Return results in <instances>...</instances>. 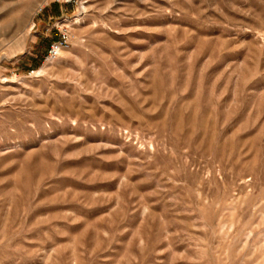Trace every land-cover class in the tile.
<instances>
[{
    "label": "rangeland",
    "instance_id": "obj_1",
    "mask_svg": "<svg viewBox=\"0 0 264 264\" xmlns=\"http://www.w3.org/2000/svg\"><path fill=\"white\" fill-rule=\"evenodd\" d=\"M0 264H264V0H0Z\"/></svg>",
    "mask_w": 264,
    "mask_h": 264
},
{
    "label": "built area",
    "instance_id": "obj_2",
    "mask_svg": "<svg viewBox=\"0 0 264 264\" xmlns=\"http://www.w3.org/2000/svg\"><path fill=\"white\" fill-rule=\"evenodd\" d=\"M68 46V41H67V36L66 34H62V36L57 39V40H54L50 43L48 49H47V56H46V59L47 58H53L55 56L58 55V53L60 52L61 49H63L64 47H67Z\"/></svg>",
    "mask_w": 264,
    "mask_h": 264
},
{
    "label": "bare ground",
    "instance_id": "obj_3",
    "mask_svg": "<svg viewBox=\"0 0 264 264\" xmlns=\"http://www.w3.org/2000/svg\"><path fill=\"white\" fill-rule=\"evenodd\" d=\"M47 59H50V58H47Z\"/></svg>",
    "mask_w": 264,
    "mask_h": 264
}]
</instances>
